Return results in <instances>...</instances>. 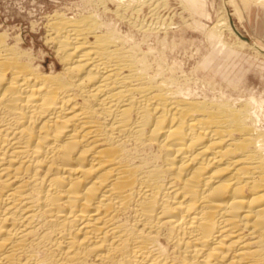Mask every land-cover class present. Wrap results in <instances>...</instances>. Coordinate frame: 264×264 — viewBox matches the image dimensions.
Masks as SVG:
<instances>
[{"label":"bare ground","instance_id":"6f19581e","mask_svg":"<svg viewBox=\"0 0 264 264\" xmlns=\"http://www.w3.org/2000/svg\"><path fill=\"white\" fill-rule=\"evenodd\" d=\"M112 1L130 29L48 16L50 68L0 26V264H264L262 100L197 91L145 48L167 45L168 0ZM178 1L205 29L204 0ZM231 3L214 52L264 51Z\"/></svg>","mask_w":264,"mask_h":264},{"label":"rangeland","instance_id":"374dc122","mask_svg":"<svg viewBox=\"0 0 264 264\" xmlns=\"http://www.w3.org/2000/svg\"><path fill=\"white\" fill-rule=\"evenodd\" d=\"M104 2L105 5H108L107 11H105V5H99L98 9L97 6L89 3V0H0V26L2 30H7L14 36L18 33L25 35L27 43L26 48L34 51L39 63L46 68H50L55 63H59L54 47L46 39L48 32L46 31V24L49 19L48 16L52 15L53 12L55 13V11L65 13L68 16H75L79 13L85 14L92 8V12L95 13L97 11L96 13H99L98 16L100 18L103 19L105 17L106 20L108 19L107 21H112L111 23L116 24L121 28L124 27V29L122 28L123 30L130 29L128 23H123L118 20V17L114 16L118 9L117 1L113 2L112 0H104ZM204 2L205 8L211 18H206L199 14L195 16V18L207 25L205 29L198 28L197 26L195 27V24L192 21L194 20L192 19L194 17L191 16L189 12H186L185 9L183 10V5L180 4L178 0H168V6L170 8H165V10L163 9L162 11V13L169 16L168 21H172L173 26V28L167 33V43L165 42L167 45H161L158 42L157 37L155 38V36H151L148 43L145 44V48L148 49L150 43L151 46H156L157 50L158 48L161 51L163 50L162 52L168 60L166 61L168 64L173 63V65L176 66V70L178 69L177 74L179 76L191 77L192 79L189 78L191 81H193L194 78L195 80L198 79L197 85L196 83H194L195 86L192 84L193 88H197L199 85V88H197L198 90L194 88L197 91L209 93V96L233 95V97H249L250 95L251 97V95L254 94L255 97L263 102L261 104L262 107L260 106L257 108L259 111V117L261 118V121H263L264 51L259 52L253 48H244L239 49L236 54H230L231 56L217 53L216 50V52H214L209 39H207L208 35H206V32L209 28H212V25H214L219 18L232 14L234 12V7L231 0H204ZM235 2L241 8L244 16L243 20H239L236 16H231L237 29L243 36L254 40L258 45L264 47V42L260 38L248 35L245 30V23L248 20L247 17L251 9L258 8L263 9L264 11V6L256 4L253 0H235ZM86 7L88 10H86ZM108 9H110V11H108ZM145 13H148L147 10ZM145 13L144 15H146ZM115 17L117 22L119 21V24L115 22ZM185 18L188 21L185 20ZM182 21L184 23L186 22V25ZM187 22H190V24L192 23L191 25L188 23L191 27L187 25ZM163 34L164 33H162V35ZM160 37H162L161 34ZM139 38L140 36H138V39ZM258 40L263 43H260ZM226 41L230 44L237 42L234 36L229 35H227ZM180 69L181 71H179ZM200 79H202V81ZM202 82L204 83L202 84ZM208 82L211 84L209 87ZM262 123H264V121Z\"/></svg>","mask_w":264,"mask_h":264},{"label":"crops","instance_id":"0c3cea01","mask_svg":"<svg viewBox=\"0 0 264 264\" xmlns=\"http://www.w3.org/2000/svg\"><path fill=\"white\" fill-rule=\"evenodd\" d=\"M245 30L248 35L260 38L264 42V11L263 9L253 8L247 17ZM256 39V38H255ZM260 43L262 41L258 40Z\"/></svg>","mask_w":264,"mask_h":264}]
</instances>
